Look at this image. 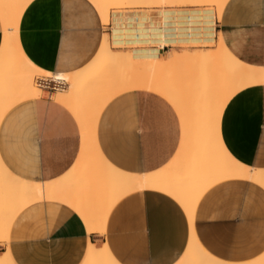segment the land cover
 Returning <instances> with one entry per match:
<instances>
[{
	"label": "crops",
	"instance_id": "crops-1",
	"mask_svg": "<svg viewBox=\"0 0 264 264\" xmlns=\"http://www.w3.org/2000/svg\"><path fill=\"white\" fill-rule=\"evenodd\" d=\"M164 11L171 17L167 20L168 38L186 36L185 26L191 20H201L202 15L201 25L211 21L210 37L217 40L222 34L238 57L264 66V0H228L222 18L209 4L114 7L109 23L92 0H32L20 20V44L39 67L73 72L95 58L106 33L111 35L115 49L131 48L123 44L126 41L152 39L148 27L152 21H162ZM141 31L143 37L138 36ZM195 33L201 35L206 30L202 26ZM4 37L0 15V50ZM137 46L146 48L142 43ZM175 47L186 48L183 44L168 45L161 53L167 56ZM261 86L237 93L224 110L221 126L227 149L241 162L255 167H264ZM57 93L46 91L16 103L0 123V158L23 179L57 180L72 170L82 154L80 120L54 97ZM140 93L136 96L142 102L136 96L124 100L120 95L106 105L99 119L98 140L108 160L118 159L120 168L146 174L174 159L184 130L179 112L166 96L152 91ZM132 192L112 209L105 233L90 231L85 218L63 201L34 203L17 215L9 240L0 239V255L10 251L16 264H85L91 245L98 244V248L107 245L121 264H177L191 241L188 212L163 190ZM195 214L196 232L214 255L239 262L264 252V189L259 185L227 179L203 195Z\"/></svg>",
	"mask_w": 264,
	"mask_h": 264
},
{
	"label": "bare ground",
	"instance_id": "bare-ground-1",
	"mask_svg": "<svg viewBox=\"0 0 264 264\" xmlns=\"http://www.w3.org/2000/svg\"><path fill=\"white\" fill-rule=\"evenodd\" d=\"M31 1L0 0V15L5 30L0 50V123L16 103L46 93L35 80L36 74H44L45 77L68 83V88L54 97L66 104L80 120L84 146L72 170L52 181L23 179L8 169L0 158V239L9 240L12 224L22 210L50 199L63 201L79 212L90 231L105 233L110 213L122 197L135 190L152 188L177 198L191 220V241L177 264H264V252L253 259L239 262L214 255L201 242L195 220L196 208L203 195L227 179H245L264 189V167H255L238 160L227 149L221 131L223 113L229 101L248 87L264 86V66L248 63L238 57L222 34L217 40L210 37L211 21L201 25L202 15L201 20H191L193 16H189L192 22L185 26L186 36L168 38L167 20L171 17L164 11L162 21H152L148 27L152 39L123 42L134 49H115L111 35L106 33L97 55L82 69L73 72L48 71L36 65L20 44V20ZM92 1L105 23L111 20L112 8L140 4H209L216 7L218 17L222 18L228 2ZM202 26L206 33L197 35L195 30ZM138 36L143 37L144 33ZM141 43L146 44V48L139 49L137 45ZM181 43L193 46L213 43L214 46L194 51H182L175 47L167 56L161 53V49L168 45L178 46ZM133 74L136 75L130 80L129 76ZM143 91L166 96L179 112L184 130L182 145L174 159L164 168L146 174L120 168L118 159L108 160L98 140L99 119L106 105L120 95L124 100H133ZM139 95L142 97L144 94ZM97 246L91 245L85 264H121L107 245L102 248ZM0 264H16L10 251L0 255Z\"/></svg>",
	"mask_w": 264,
	"mask_h": 264
},
{
	"label": "built area",
	"instance_id": "built-area-1",
	"mask_svg": "<svg viewBox=\"0 0 264 264\" xmlns=\"http://www.w3.org/2000/svg\"><path fill=\"white\" fill-rule=\"evenodd\" d=\"M36 83L40 88L50 94L64 91L69 86L68 83L64 80L45 76L38 77Z\"/></svg>",
	"mask_w": 264,
	"mask_h": 264
},
{
	"label": "rangeland",
	"instance_id": "rangeland-1",
	"mask_svg": "<svg viewBox=\"0 0 264 264\" xmlns=\"http://www.w3.org/2000/svg\"><path fill=\"white\" fill-rule=\"evenodd\" d=\"M180 4V3H179ZM182 4V3H181ZM163 5H165V4H163ZM128 6V5H127ZM162 6V5H161ZM123 7V6H122ZM181 28V27H180ZM181 44H183L184 46H186V48L185 49H190V50H200V48L198 47V46H193V44H185V43H181ZM180 45V44H179ZM200 46H202V48H208V47H212V46H214V44L212 43H210V44H199ZM131 48H133V47H131ZM134 49V48H133ZM184 50V49H183ZM182 50V51H183ZM135 75L136 74H133V75H131V76H129V79L131 80L133 77H135ZM40 76H46V75H44V74H40V73H38V74H36V76H35V80H37V78L38 77H40Z\"/></svg>",
	"mask_w": 264,
	"mask_h": 264
}]
</instances>
